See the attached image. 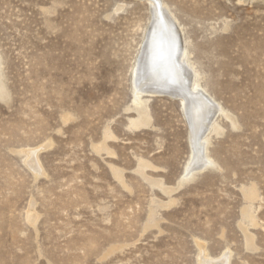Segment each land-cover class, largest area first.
I'll return each instance as SVG.
<instances>
[{
    "label": "rangeland",
    "instance_id": "obj_1",
    "mask_svg": "<svg viewBox=\"0 0 264 264\" xmlns=\"http://www.w3.org/2000/svg\"><path fill=\"white\" fill-rule=\"evenodd\" d=\"M160 1L221 109L188 174L148 0H0V264H264V0Z\"/></svg>",
    "mask_w": 264,
    "mask_h": 264
},
{
    "label": "bare ground",
    "instance_id": "obj_2",
    "mask_svg": "<svg viewBox=\"0 0 264 264\" xmlns=\"http://www.w3.org/2000/svg\"><path fill=\"white\" fill-rule=\"evenodd\" d=\"M148 3L150 22L134 67V99L138 103L143 93L163 92L179 98L189 125L191 154L186 165L188 174L210 163L206 154L207 134L214 129L215 116L221 109L198 85L196 71L185 65V40L174 15L160 0H148ZM246 195L253 197L252 191ZM227 260V253L218 260L203 257L204 264H227Z\"/></svg>",
    "mask_w": 264,
    "mask_h": 264
},
{
    "label": "water",
    "instance_id": "obj_3",
    "mask_svg": "<svg viewBox=\"0 0 264 264\" xmlns=\"http://www.w3.org/2000/svg\"><path fill=\"white\" fill-rule=\"evenodd\" d=\"M164 94H167L166 92H163ZM170 95V94H169Z\"/></svg>",
    "mask_w": 264,
    "mask_h": 264
}]
</instances>
